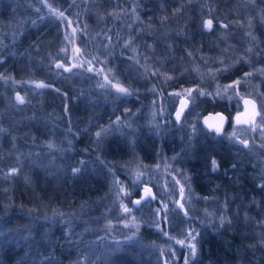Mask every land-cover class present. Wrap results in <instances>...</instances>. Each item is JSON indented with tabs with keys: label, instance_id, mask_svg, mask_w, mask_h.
I'll use <instances>...</instances> for the list:
<instances>
[{
	"label": "trees",
	"instance_id": "trees-1",
	"mask_svg": "<svg viewBox=\"0 0 264 264\" xmlns=\"http://www.w3.org/2000/svg\"><path fill=\"white\" fill-rule=\"evenodd\" d=\"M23 1L0 0V233L12 236L0 235V264H184L188 250L176 240L190 228L199 233L192 264H264V134L238 126L230 139L231 128L217 136L200 121L210 110L240 109L239 98H228L232 91L214 99L211 81L222 90L264 67V34L241 60L229 47L244 49L250 36L214 40L203 28L205 17L226 24L241 18L246 10L232 8L243 0ZM68 59L71 71L56 67ZM260 73L239 88L246 85L242 94L259 105ZM105 76L132 94L99 87ZM188 88L195 102L177 123L179 95L170 94ZM102 127L109 132L98 138ZM14 167L18 172L6 175ZM136 172L144 175L133 184ZM117 179L131 193L122 194L129 213L116 199ZM144 186L155 199L132 203ZM221 216L231 223L222 226Z\"/></svg>",
	"mask_w": 264,
	"mask_h": 264
},
{
	"label": "snow or ice",
	"instance_id": "snow-or-ice-1",
	"mask_svg": "<svg viewBox=\"0 0 264 264\" xmlns=\"http://www.w3.org/2000/svg\"><path fill=\"white\" fill-rule=\"evenodd\" d=\"M253 2H254V0H253ZM48 7L51 9V11L54 14L58 15L59 17H63V13L62 12L57 13L55 9L51 8V5H48ZM177 11H178V9H177ZM262 18H264V17H262ZM222 27H227V25H222ZM203 28L205 30L211 31L212 28H213V20L212 19H205L203 21ZM249 35H251V34L249 33ZM109 39H111V38L109 37ZM255 39L256 38L253 36L252 40H255ZM125 46L126 47L129 46V42H125ZM248 51L252 52L253 49L249 48ZM75 52H77V53H79L81 55L84 54L79 48L75 49ZM96 59H97V57L93 56V60H96ZM240 59L242 60L244 58L241 57ZM0 60H2V56H0ZM237 62H239V61H237ZM87 63H91V61H87ZM76 66H80V65H76ZM56 67L57 68H61V67H64V65L60 64L58 62ZM228 67H230V66H228ZM228 67H225V68H222V69H217L216 71L217 72H219V71H227ZM64 70L65 71H71L70 68H64ZM93 70L94 69H92V68L88 69V71H93ZM257 71L264 72V69H254L252 72H245L242 77L233 80L232 83H230V84L224 85L222 90L218 86V90L216 91L215 96L213 97L214 99H215V97H221L222 98L229 91H232L233 95L229 96L228 98L229 99H233L234 97L239 96L243 100V103L245 105L246 113L248 112L247 106L251 105L252 109H251V112H250V114H249L247 119L241 120V118H240L241 114L237 113V116H236L235 120H236L237 124H240V123L249 124L252 127L253 130H256L258 127H260V125H264V102H262L261 105H260V111H257L256 110V105L252 101H250L248 99H245L243 97V95L239 92V86H240L242 80H245L248 77L253 76L255 74V72H257ZM153 74H155V73H153ZM4 79H10V77H5ZM167 79H171V77H167ZM109 85L112 88H115L116 93H117L118 96L119 95L128 96V95L132 94L131 91L129 90V88L124 87L123 85H121L119 83L113 84L112 81L109 80L107 76H105V83L99 84L98 86L103 88V87H107ZM36 87L37 88H43V87H48V85H45L43 82H37L36 83ZM152 90L155 91V88H153ZM57 91H59V90L57 89ZM195 91L198 92L199 95H201V96H213L212 93L205 92L204 90H202L200 88L195 89ZM192 93H193V89L189 88V89L184 90L183 93H172V94H170V95H180V96H187L188 97V99H181L180 106L176 110L175 120H176L177 123H182L183 122L182 118L185 115V109L189 105V100H191L193 103L195 102V98L193 97ZM15 100H16V103L18 105H22V104L25 103V98L23 96H21L19 93L16 94ZM66 111H67V108H66ZM217 117H218V120L215 121V122H210V118L206 117L205 120H204V124L207 126V129L209 130V132L214 131L217 134V136H219V135L223 134V126H224V123H225L227 118L225 116H223L222 114H220V113H217ZM257 118H259V121H260L259 125L256 123ZM119 121H120V118L117 117L116 121H113L111 123L112 124H116V123H119ZM129 127H130V125H129ZM196 130H197L196 129V125H195V123H193V125H192L193 134H195ZM4 131H6V130L3 129L2 127H0V132H4ZM261 131H262V134H264V128H262ZM108 132H109V128L102 127L99 131H97L95 133V135H96V137L99 138L102 135H106ZM233 137H236V133L235 132H233L229 138L231 139ZM239 142L241 144H243L245 147H248V141L247 140H240ZM53 146L54 145L51 142L48 143V147L49 148H52ZM81 163H84V162L81 161ZM218 167H219V165H218L217 160L215 158H212L211 159V169H212V171H217ZM72 171H73V173H78L80 171V169L79 168H73ZM17 172H18V168H15V167L14 168H10L6 175H8V176L14 175ZM143 175H144V173H142V172H136L135 173V179L133 180V184H136V183L140 182V178ZM184 179L188 180V177L185 176ZM113 183L115 185H119V187H118V189L116 191V199L121 201L120 207H121L122 211L125 212V213L131 212V209L127 205H125L123 203V198H122V194H123V196H130V194H131L130 191L127 190L124 187L123 182L119 181L118 179L114 180ZM176 183H180V182L176 181ZM259 187H264V184L259 185ZM184 191H185V189H184V186L182 185L181 188H180L181 199L182 200L184 199ZM188 191L191 192V185L190 184L188 185ZM150 196L153 199H155V197L152 196L151 189L146 187L144 189V195L141 196L139 200H133L132 203L139 205L141 203V201H145L146 198L150 197ZM205 199H207V198L205 197ZM177 203H178V205H179V207L181 209L184 208V204L183 203H181L179 201ZM163 207L167 208V205L165 204V205H163ZM156 212H157V214H159L160 213V209H157ZM184 214L187 216L188 212L185 211ZM60 215H63V214L61 213ZM164 219L166 221V219H167V215L166 214H165ZM219 219H220V223H221L222 226L225 223H229V224L231 223V221L226 220V218L223 217V216H221ZM125 226L127 227L128 225L126 224ZM156 227L159 228V224L158 223L156 224ZM0 235H2V233H0ZM164 235L167 236L168 233L165 231ZM198 236H199V233H196L194 229L190 228V229H188L187 234H186L184 239L176 240L177 244H180V245L186 247L187 250H188V252H187V254L185 256L184 264H192V262L195 261L197 255H198V243H199ZM27 238L28 237H25V239H27ZM126 239H131V237H126ZM171 239H175V237H171ZM260 243L264 244V236L261 237ZM249 247H256V245H250ZM173 255H175V253H173ZM165 264H170V261L165 260Z\"/></svg>",
	"mask_w": 264,
	"mask_h": 264
},
{
	"label": "flooded vegetation",
	"instance_id": "flooded-vegetation-1",
	"mask_svg": "<svg viewBox=\"0 0 264 264\" xmlns=\"http://www.w3.org/2000/svg\"><path fill=\"white\" fill-rule=\"evenodd\" d=\"M243 2L247 8V13H243L241 18H237V15H233V18L229 19V24L219 20L214 21L212 19L213 28L209 31L212 36L217 37L225 33L235 38L240 35L244 37L250 36L249 33H255L256 35L264 34V18H262L264 17V0H254V2L243 0ZM234 12L235 14L239 12L238 6ZM222 25H227V27H222ZM236 25L239 26L240 29L234 30Z\"/></svg>",
	"mask_w": 264,
	"mask_h": 264
},
{
	"label": "rangeland",
	"instance_id": "rangeland-1",
	"mask_svg": "<svg viewBox=\"0 0 264 264\" xmlns=\"http://www.w3.org/2000/svg\"><path fill=\"white\" fill-rule=\"evenodd\" d=\"M12 1V3H16V2H24L23 0H11ZM256 34L255 33H253V34H251L250 36L251 37H255L256 38V36H255ZM116 40H121L122 41V44L121 45H124L123 44V38H122V36H121V38L120 39H118V38H116ZM248 42H246V49H247V51H248V49L249 48H252L253 46L251 45V43H252V41H257V38L255 39V40H252V38H250V39H248L247 40ZM100 41H98L97 43H99ZM96 43V44H97ZM119 47H120V45H119ZM229 50L230 51H237V50H245V49H242V48H240V49H236L234 46L232 47V48H230L229 47ZM216 54H219V53H216ZM221 56H222V52L219 54V55H217L216 57H219V58H221ZM241 57H243V58H245V59H248V57H247V55L246 54H244V55H242ZM240 57V58H241ZM132 59H135L133 56H132ZM55 62H57V61H55ZM55 64V63H54ZM63 64V63H62ZM63 65H70V66H74V63L73 62H71L70 61V59H68L67 60V62H65ZM263 69H264V67H262ZM104 71H106V70H104ZM248 72V71H247ZM214 76V72H209V75H208V78H212ZM260 76H264V72H261L260 73ZM232 83V82H231ZM210 85H211V87L213 88V89H215L216 91L218 90V86H219V84H217L215 81H211L210 83H209ZM227 84H230V83H226V84H224V85H227ZM223 85V86H224ZM243 85V84H242ZM241 84H240V86H242ZM240 86H239V88H240ZM247 88V87H246ZM246 88H242L241 90H239V92L242 94V91L243 90H245ZM189 89V88H188ZM222 89H223V87H222ZM184 90H186V89H184ZM184 90H182V91H180L179 93H183L184 92ZM249 93H251V92H258L257 90H254L252 87H248V90H247ZM243 96L245 95V93L244 94H242ZM251 96V95H250ZM237 98H239V100L241 101V98L239 97V96H236ZM253 97V96H252ZM262 97H263V95H262ZM179 99H188V97L187 96H178V100ZM263 99H264V97H263ZM263 102H264V100H263ZM188 108V107H187ZM186 108V109H187ZM257 111H260V105H259V107H258V110ZM237 113V112H236ZM236 113H234V115L236 114ZM14 118V116H9V117H7V118H5L4 119V122L6 123V124H9V123H11L12 122V119ZM256 123L259 125L260 124V121H259V118H257V120H256ZM232 125H234V124H232ZM249 125V124H248ZM260 128H261V125H260ZM262 128H264V125H262ZM261 128V129H262ZM248 130L249 131H252L253 129H252V127L249 125V128H248ZM231 132L233 133V132H235V130L234 129H232L231 130ZM236 132H237V130H236ZM231 133V134H232ZM146 187L144 186L143 188H142V192H144V189H145ZM1 236H4V237H6V241H10L11 240V238H12V236H5L4 234H2ZM1 238V237H0ZM163 250V249H162ZM163 254H164V251H163ZM163 257H164V255H163Z\"/></svg>",
	"mask_w": 264,
	"mask_h": 264
},
{
	"label": "water",
	"instance_id": "water-1",
	"mask_svg": "<svg viewBox=\"0 0 264 264\" xmlns=\"http://www.w3.org/2000/svg\"><path fill=\"white\" fill-rule=\"evenodd\" d=\"M244 98L252 101L256 105V110H257V103H256V101L252 97H250V96H244ZM180 103H181V101H180ZM180 103H179L178 107L180 106ZM247 109H248V112L246 113L245 105H244L243 100H242V111L240 112V114H241V116H240L241 120H244V119H247L248 118V116H249V114L251 112L252 106L251 105H248L247 106ZM217 113H220V114H222L223 116H225L227 118L226 121H225V123H224V126H223V129H225L227 127L228 123H229V117L223 111H220V110L205 112L202 115V117H201L202 124L207 128V126L204 124V120H205L206 117L210 118V122L217 121L218 120ZM235 123H236V120H235ZM240 124H245V123H240Z\"/></svg>",
	"mask_w": 264,
	"mask_h": 264
},
{
	"label": "bare ground",
	"instance_id": "bare-ground-1",
	"mask_svg": "<svg viewBox=\"0 0 264 264\" xmlns=\"http://www.w3.org/2000/svg\"><path fill=\"white\" fill-rule=\"evenodd\" d=\"M235 9L236 8H232V12H234L235 11ZM243 10H247V8H246V6H244V5H242L240 8H239V11L241 12V11H243ZM62 63V62H60V61H57V63ZM57 63L55 64V65H57Z\"/></svg>",
	"mask_w": 264,
	"mask_h": 264
}]
</instances>
